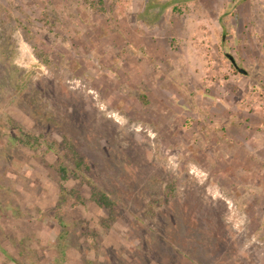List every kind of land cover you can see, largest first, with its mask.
Segmentation results:
<instances>
[{
  "label": "rangeland",
  "instance_id": "1",
  "mask_svg": "<svg viewBox=\"0 0 264 264\" xmlns=\"http://www.w3.org/2000/svg\"><path fill=\"white\" fill-rule=\"evenodd\" d=\"M0 264H264V0H0Z\"/></svg>",
  "mask_w": 264,
  "mask_h": 264
},
{
  "label": "trees",
  "instance_id": "2",
  "mask_svg": "<svg viewBox=\"0 0 264 264\" xmlns=\"http://www.w3.org/2000/svg\"><path fill=\"white\" fill-rule=\"evenodd\" d=\"M20 141L22 143V139ZM61 171L64 172V173H66V169H64V167L61 168ZM64 173L63 174L61 173L62 174L61 176L65 179L66 177H65V174ZM87 184H89V183H87V181H86V185ZM97 199H98V203L101 205L102 209H105V211H107V213H109L110 211L114 212L113 210H111V209L108 208L109 207L108 206L109 205V201H108V199L106 197H104V198L99 197Z\"/></svg>",
  "mask_w": 264,
  "mask_h": 264
},
{
  "label": "water",
  "instance_id": "3",
  "mask_svg": "<svg viewBox=\"0 0 264 264\" xmlns=\"http://www.w3.org/2000/svg\"><path fill=\"white\" fill-rule=\"evenodd\" d=\"M230 61H231L232 64H234V61H233V59L231 57H230Z\"/></svg>",
  "mask_w": 264,
  "mask_h": 264
}]
</instances>
